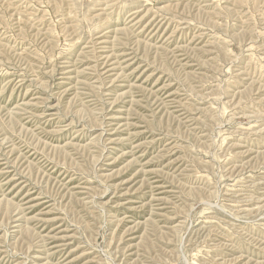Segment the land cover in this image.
<instances>
[{
  "label": "rangeland",
  "instance_id": "obj_1",
  "mask_svg": "<svg viewBox=\"0 0 264 264\" xmlns=\"http://www.w3.org/2000/svg\"><path fill=\"white\" fill-rule=\"evenodd\" d=\"M0 264H264V0H0Z\"/></svg>",
  "mask_w": 264,
  "mask_h": 264
},
{
  "label": "bare ground",
  "instance_id": "obj_2",
  "mask_svg": "<svg viewBox=\"0 0 264 264\" xmlns=\"http://www.w3.org/2000/svg\"><path fill=\"white\" fill-rule=\"evenodd\" d=\"M25 234V233H24Z\"/></svg>",
  "mask_w": 264,
  "mask_h": 264
}]
</instances>
